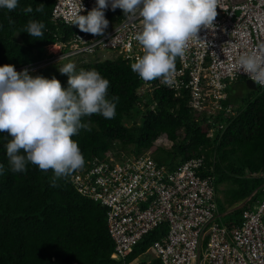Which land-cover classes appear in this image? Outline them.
<instances>
[{
    "label": "trees",
    "instance_id": "obj_1",
    "mask_svg": "<svg viewBox=\"0 0 264 264\" xmlns=\"http://www.w3.org/2000/svg\"><path fill=\"white\" fill-rule=\"evenodd\" d=\"M55 1L18 0V7L13 11L0 8V66L16 67L50 59L46 52L48 46L65 43L79 31L78 27L52 20ZM39 4L45 6L42 13L22 11L29 5L35 9ZM123 17L118 8L105 12L111 29ZM30 20L44 23L42 39L21 32ZM109 30L107 28L105 34ZM100 53L74 63L77 72L97 70L109 81L108 98L118 97L114 101L116 115L113 119L100 114L85 117L82 122L89 125L90 131L81 130L73 137L85 165L110 150L130 158L154 148L151 158L169 171L202 157L208 169L213 166V172L205 171L214 177L213 184H227L223 198L228 207L242 203L220 222L228 228L238 224L242 210L252 207L259 199L258 190L263 183L251 175L264 167V87H257L254 97L248 95L236 101L230 99L232 85L229 86L222 105L231 111L222 110L208 116L191 107L188 92L180 90L175 96L174 90L160 80H153L149 82L150 87L141 89L145 84L131 70V64L136 61L133 58L118 55L99 60ZM142 55L143 52L140 57ZM67 62L73 59L48 64L29 74L48 79L55 77L66 88L68 77L61 74L58 67ZM244 81L241 78L237 83ZM208 119L214 120L217 129L212 138L206 133L210 128ZM163 137L169 145H155ZM10 139L7 132H0V164L5 168L0 174V264H120L110 258L114 245L106 228L105 208L76 193L71 177L61 179L58 186L53 187L51 170L44 173L29 164L26 172L12 173L5 148ZM216 191L214 188L215 194ZM166 232V226L152 230L126 261H135Z\"/></svg>",
    "mask_w": 264,
    "mask_h": 264
},
{
    "label": "built area",
    "instance_id": "obj_2",
    "mask_svg": "<svg viewBox=\"0 0 264 264\" xmlns=\"http://www.w3.org/2000/svg\"><path fill=\"white\" fill-rule=\"evenodd\" d=\"M95 6L96 0H56L51 18L78 27L71 23L74 15L82 8L79 14L87 15ZM110 8L109 3L104 12ZM217 12L214 31L201 30L202 40L190 42L185 56L177 58L173 86L164 84L175 96L180 90L188 92L191 107L208 116L225 110L222 102L227 99L229 86L241 78L252 81L238 70L236 60L264 42V0H220ZM140 30L139 20L123 17L103 37L75 31L65 43L53 45L56 52L46 50L50 59L16 70L33 72L58 63L62 55L77 61L105 51L136 60L143 52L134 38ZM144 84L141 89L151 86ZM213 121L208 119L206 133L210 138L217 131ZM161 144L168 146L169 142L165 137L155 142ZM205 171L213 172V166L208 169L202 157L169 171L158 166L150 153L126 158L110 150L102 158L89 161L70 181L81 197L105 208L107 232L114 245L111 258L120 264H264V167L251 175L263 182L259 199L243 209L239 223L229 228L220 222L213 176ZM162 226H166V234L135 261L127 262L144 237ZM143 255L150 258L143 260Z\"/></svg>",
    "mask_w": 264,
    "mask_h": 264
},
{
    "label": "clouds",
    "instance_id": "obj_3",
    "mask_svg": "<svg viewBox=\"0 0 264 264\" xmlns=\"http://www.w3.org/2000/svg\"><path fill=\"white\" fill-rule=\"evenodd\" d=\"M109 3L111 10L121 9L127 20L141 23L134 38L142 46L143 55L131 64L132 72L144 82L160 80L167 86L175 83L176 59L185 56L189 43L202 40V29L214 31L220 8V0H96L87 15L79 14L83 8L74 15L72 25L81 32L103 37L109 26L104 12ZM17 7L18 0H0V8L13 11ZM44 7L39 4L33 9L29 5L22 11L42 13ZM44 29V23L30 20L21 32L42 39ZM66 59L62 55L58 63ZM236 66L264 87V42L257 45L256 51L239 55ZM19 67L0 66V132L11 136L5 145L9 170L24 173L29 164L44 173L51 170L50 183L56 187L61 179L67 180L85 166L78 142L73 139L81 130L90 131L83 118L100 114L113 119L118 97L108 98L109 81L97 70L77 72L74 62L58 67L68 77L66 88L55 77L32 76L28 69L18 72ZM4 171L0 164V174Z\"/></svg>",
    "mask_w": 264,
    "mask_h": 264
},
{
    "label": "rangeland",
    "instance_id": "obj_4",
    "mask_svg": "<svg viewBox=\"0 0 264 264\" xmlns=\"http://www.w3.org/2000/svg\"><path fill=\"white\" fill-rule=\"evenodd\" d=\"M108 29H111L110 25L108 26ZM46 50H47L48 53L49 52H56L57 51V47L48 46L46 48ZM102 55H104V56H102ZM114 56H115L114 52L105 51V52H101L99 54V56L97 57V59H99V60L112 59V58H114ZM75 61L76 60H73L74 63H75ZM255 94H256V92L246 88L245 81L243 83H236V84L232 85V87L230 88V91H229L230 99L236 100V101L237 100H241L242 101L244 98L248 97V95H250V96L252 95L254 97ZM152 150H154V148ZM152 150L148 151L146 153H150V155L152 156ZM213 180H215L214 177H213ZM226 185L227 184H225V183H219L218 185H214V188H217L216 194H215V192H214V194L216 195L215 201H216V204H217V207H218V211H219L220 214H223L226 211H228L230 209H233L235 206L237 208L238 205L242 204V203H239V204L235 205L232 208L228 207L227 203H225V200L223 198V193H224V191L226 189ZM228 215L229 214L226 213V215H225L226 218L229 217ZM223 218H224V216H223ZM140 258L143 259V260H146V259L150 258V255H143Z\"/></svg>",
    "mask_w": 264,
    "mask_h": 264
},
{
    "label": "water",
    "instance_id": "obj_5",
    "mask_svg": "<svg viewBox=\"0 0 264 264\" xmlns=\"http://www.w3.org/2000/svg\"><path fill=\"white\" fill-rule=\"evenodd\" d=\"M245 85H246V88H248L249 90L257 91V87L255 83H253L252 81L246 80Z\"/></svg>",
    "mask_w": 264,
    "mask_h": 264
},
{
    "label": "crops",
    "instance_id": "obj_6",
    "mask_svg": "<svg viewBox=\"0 0 264 264\" xmlns=\"http://www.w3.org/2000/svg\"><path fill=\"white\" fill-rule=\"evenodd\" d=\"M235 208H236V207H235ZM235 208H233V209H235ZM229 211H230V212H229ZM231 211H233V210H232V209H230V210L226 211L225 213H223V214H220V215H221V219H224L225 217L223 218V216H224V215H226V213L230 214V213H231ZM231 215H232V214H231ZM232 216H233V215H232Z\"/></svg>",
    "mask_w": 264,
    "mask_h": 264
}]
</instances>
